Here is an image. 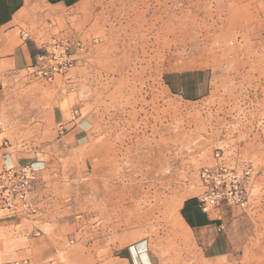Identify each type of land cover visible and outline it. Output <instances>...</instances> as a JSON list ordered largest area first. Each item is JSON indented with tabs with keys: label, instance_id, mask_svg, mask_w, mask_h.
I'll return each instance as SVG.
<instances>
[{
	"label": "rangeland",
	"instance_id": "1",
	"mask_svg": "<svg viewBox=\"0 0 264 264\" xmlns=\"http://www.w3.org/2000/svg\"><path fill=\"white\" fill-rule=\"evenodd\" d=\"M53 38L83 48L67 74L24 72L9 96L3 137L40 159L41 214L0 222V264H264V0H36L10 45ZM61 113L90 129L53 159ZM217 160L252 171L243 204L209 212L226 251L211 257L182 210Z\"/></svg>",
	"mask_w": 264,
	"mask_h": 264
},
{
	"label": "crops",
	"instance_id": "2",
	"mask_svg": "<svg viewBox=\"0 0 264 264\" xmlns=\"http://www.w3.org/2000/svg\"><path fill=\"white\" fill-rule=\"evenodd\" d=\"M36 0H0V174L14 167L26 164L39 165L40 159L36 157L33 161L27 162L22 158L23 152L15 146L10 139L3 137L6 134V121H11L10 112L7 111L9 96L14 91V85L23 80L22 74L31 70L37 56L41 53L36 45L30 47L28 44H22L15 48L11 47V38L14 37L17 23L25 21V17L30 9L34 6ZM43 5L56 8L60 11L71 9L80 3V0H39ZM81 5V4H80ZM173 79L171 83H174ZM177 82V81H176ZM54 115L57 112L54 109ZM58 116V115H56ZM55 117V116H54ZM66 126V134L50 146L54 151L50 153L53 159L59 155L56 150L63 146L66 151L72 147L83 144L88 137L90 129L89 118L75 117L72 121H65V116L61 113L58 117ZM59 121V122H60ZM79 121V122H77ZM0 183H3V177L0 175ZM6 185V183H4ZM36 186V185H35ZM34 186L33 194L29 199V208L22 207L20 204L16 207L15 212L10 205L0 197V222L6 227H19L29 222H35L41 212L39 207L38 193ZM187 209L191 224L184 218L190 229L194 230L202 241V246L211 257L224 255L221 244L222 227L210 217L209 213L200 210L199 204L195 202L184 204L183 209ZM199 209L198 216L193 215L192 211Z\"/></svg>",
	"mask_w": 264,
	"mask_h": 264
},
{
	"label": "built area",
	"instance_id": "3",
	"mask_svg": "<svg viewBox=\"0 0 264 264\" xmlns=\"http://www.w3.org/2000/svg\"><path fill=\"white\" fill-rule=\"evenodd\" d=\"M80 47L69 40L53 38L31 66L29 75L37 80L52 81L56 75L67 74L76 62L73 47ZM83 47H80L82 50ZM218 156V155H217ZM251 169L244 172L228 167L217 160L213 165L206 166L200 171V181L203 194L199 198V208L204 213L218 209L221 205L243 204L247 196V184ZM38 169L34 164L14 167L0 175V197L5 200L15 212L20 204L29 208L30 193ZM6 183V185L4 184ZM2 264H33L29 258L5 261Z\"/></svg>",
	"mask_w": 264,
	"mask_h": 264
},
{
	"label": "bare ground",
	"instance_id": "4",
	"mask_svg": "<svg viewBox=\"0 0 264 264\" xmlns=\"http://www.w3.org/2000/svg\"><path fill=\"white\" fill-rule=\"evenodd\" d=\"M138 209H140L139 204H136V206H132L129 209L123 207L122 210L120 211V218L121 217L123 218V220H121L122 223H125L127 225L130 224V222L127 219V215L132 214L134 212H137ZM121 221H120V223H121Z\"/></svg>",
	"mask_w": 264,
	"mask_h": 264
},
{
	"label": "trees",
	"instance_id": "5",
	"mask_svg": "<svg viewBox=\"0 0 264 264\" xmlns=\"http://www.w3.org/2000/svg\"><path fill=\"white\" fill-rule=\"evenodd\" d=\"M190 202L194 203L195 201L190 200V201H187L186 204H188ZM192 213H193V215L198 216V214L200 213V210L196 208L194 211H192ZM188 214L189 213H188V211H187L186 208L182 210V215L191 224V221H190V218H189V215Z\"/></svg>",
	"mask_w": 264,
	"mask_h": 264
}]
</instances>
